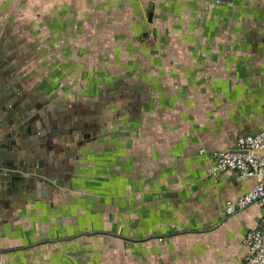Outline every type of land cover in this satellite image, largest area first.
I'll list each match as a JSON object with an SVG mask.
<instances>
[{"label":"crops","instance_id":"1","mask_svg":"<svg viewBox=\"0 0 264 264\" xmlns=\"http://www.w3.org/2000/svg\"><path fill=\"white\" fill-rule=\"evenodd\" d=\"M2 59L13 109L48 121L15 163L23 189L0 193V264L248 256L260 208L223 210L255 181L210 169L264 130V0H0Z\"/></svg>","mask_w":264,"mask_h":264},{"label":"built area","instance_id":"2","mask_svg":"<svg viewBox=\"0 0 264 264\" xmlns=\"http://www.w3.org/2000/svg\"><path fill=\"white\" fill-rule=\"evenodd\" d=\"M216 3L223 4L224 0H216ZM201 153H205V150H201ZM212 157V175L233 171L239 173L242 179L255 181V185L246 194L226 202L223 216L230 217L254 205L260 208V225L249 231L243 240L248 256L235 264H264V130L240 136L234 150H217L212 153Z\"/></svg>","mask_w":264,"mask_h":264},{"label":"water","instance_id":"3","mask_svg":"<svg viewBox=\"0 0 264 264\" xmlns=\"http://www.w3.org/2000/svg\"><path fill=\"white\" fill-rule=\"evenodd\" d=\"M9 109L10 107L6 108L5 112L7 113ZM15 114L16 111H13L11 115H15ZM9 119L14 121V119H12L11 117ZM8 120L0 122V128L3 129L4 131V133L2 132L0 134V139L8 130L11 129V125L9 124ZM16 124H17V129L14 133V136L17 137L18 140V143H16L15 145L16 148L14 150H11V152H5L4 151L5 147L0 141V160H2V163L0 164L1 194L12 193L17 189H23L22 182L26 178L23 175L24 172L21 169L16 171L15 163L17 161H21L25 157L28 147L25 143L26 140L24 139L30 136L31 127H30V122L27 119L16 122ZM2 125H5V127L2 128Z\"/></svg>","mask_w":264,"mask_h":264},{"label":"flooded vegetation","instance_id":"4","mask_svg":"<svg viewBox=\"0 0 264 264\" xmlns=\"http://www.w3.org/2000/svg\"><path fill=\"white\" fill-rule=\"evenodd\" d=\"M13 68L14 67L12 66V63H9L4 59L0 60V122L8 120L10 117L14 119V121L10 119L8 120L9 124L11 125L10 135H14L17 129L16 122L26 119L25 117L22 116L25 113L22 107L19 108L16 107L13 109V104L15 102H18L21 98V96L19 95L20 92L16 88H14L15 85L13 86V84L9 82V80L12 79L11 76L12 77L15 76V74H12L15 72ZM10 74L12 75L10 76ZM8 95H11V98L9 100H7L6 98V96ZM15 97H17L16 100H14ZM8 107H10V109L6 113L5 110ZM13 111H16L15 115H11ZM27 120L33 125V128L36 125L39 128L41 127V129L44 126H46V122L48 121V119L46 120L39 117H37V119L35 120L34 119L31 120L27 119ZM1 131L2 129L0 128V134L2 133Z\"/></svg>","mask_w":264,"mask_h":264}]
</instances>
